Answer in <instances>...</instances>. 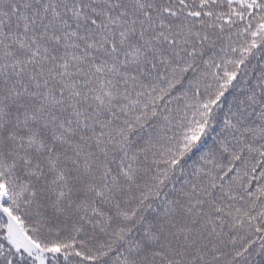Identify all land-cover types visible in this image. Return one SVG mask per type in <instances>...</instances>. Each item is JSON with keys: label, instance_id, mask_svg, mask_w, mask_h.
<instances>
[{"label": "snow or ice", "instance_id": "obj_1", "mask_svg": "<svg viewBox=\"0 0 264 264\" xmlns=\"http://www.w3.org/2000/svg\"><path fill=\"white\" fill-rule=\"evenodd\" d=\"M0 264H264V0H0Z\"/></svg>", "mask_w": 264, "mask_h": 264}]
</instances>
